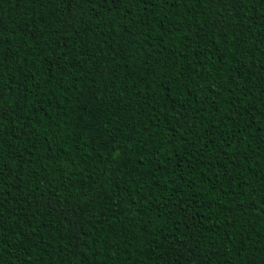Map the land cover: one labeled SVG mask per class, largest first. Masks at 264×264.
I'll list each match as a JSON object with an SVG mask.
<instances>
[{
    "label": "trees",
    "instance_id": "obj_1",
    "mask_svg": "<svg viewBox=\"0 0 264 264\" xmlns=\"http://www.w3.org/2000/svg\"><path fill=\"white\" fill-rule=\"evenodd\" d=\"M0 264H264V0H0Z\"/></svg>",
    "mask_w": 264,
    "mask_h": 264
},
{
    "label": "snow or ice",
    "instance_id": "obj_2",
    "mask_svg": "<svg viewBox=\"0 0 264 264\" xmlns=\"http://www.w3.org/2000/svg\"><path fill=\"white\" fill-rule=\"evenodd\" d=\"M77 2H78V0H69V5L75 4ZM71 11H72V8L69 7V12H71Z\"/></svg>",
    "mask_w": 264,
    "mask_h": 264
}]
</instances>
